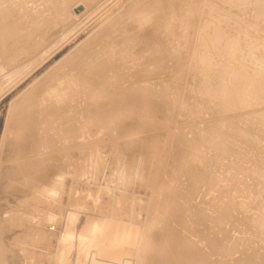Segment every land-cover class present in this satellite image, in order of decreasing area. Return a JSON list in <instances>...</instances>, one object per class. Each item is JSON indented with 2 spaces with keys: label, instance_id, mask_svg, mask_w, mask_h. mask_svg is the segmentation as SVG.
Listing matches in <instances>:
<instances>
[{
  "label": "bare ground",
  "instance_id": "bare-ground-1",
  "mask_svg": "<svg viewBox=\"0 0 264 264\" xmlns=\"http://www.w3.org/2000/svg\"><path fill=\"white\" fill-rule=\"evenodd\" d=\"M96 1L81 0L71 8L59 3L63 23L83 17ZM135 1L16 109L13 132L22 134L31 121L39 136L13 135L9 142L8 165L0 173V264H264V0H204L200 8L184 0L183 9L171 0ZM19 3L0 0V56L8 62L27 54L25 46L46 23L33 18L21 25L10 18ZM137 41L144 44L146 54L138 57H146V64L137 63L135 74L115 81L105 65L109 54L128 57ZM3 61L0 73L9 67ZM127 62L124 57L111 70L132 69ZM26 67L8 68L0 89ZM180 90L186 93L176 98ZM172 104L190 114L205 107L216 128L199 135L191 124L196 130L189 129L191 138L187 129L178 139L174 135L177 150L165 163L162 141L149 143L150 135L155 141L161 136L148 127ZM26 108L33 116L24 123ZM92 124L100 131L94 134ZM139 124L151 133L146 138L135 137ZM99 133L113 141L103 143L107 137ZM110 151L114 158L107 159ZM168 166L176 178L166 181ZM201 188L206 192L198 202Z\"/></svg>",
  "mask_w": 264,
  "mask_h": 264
},
{
  "label": "rangeland",
  "instance_id": "rangeland-1",
  "mask_svg": "<svg viewBox=\"0 0 264 264\" xmlns=\"http://www.w3.org/2000/svg\"><path fill=\"white\" fill-rule=\"evenodd\" d=\"M20 1V3H19V5H18V8H16V10L14 9L13 11H14V13L12 12V14H11V16H10V18H12L13 16V18L12 19H16V21H18L21 25H22V23L23 24H31V23H33V18H35V20H34V22L36 21L37 22V18H38V21H41V22H43V21H46V23H45V25H44V23H43V27L41 26L40 27V29L42 30V31H45V33L44 32H42L41 30H40V33L38 34H36V40L33 42H30L32 45H30V43L29 44H27V45H29L30 46V48H29V46L27 47L28 49H26V46H25V50H27V51H25L27 54H29L28 56H26V55H24V57H22V58H20V59H17L16 61L15 60H13V61H11L10 60V62H8L9 61V59L8 58H6L5 60L3 59V57H1L0 56V61H3V63L6 65H8L9 64V67L8 68H10L9 70H11V68L12 69H14V71L15 70H17V69H19V68H25L26 66H28V67H26V69H25V71H23L22 73H21V75L18 77V78H16L15 80H13L12 82H10L9 84H7V86L4 88V89H0V173L2 172V170H4V168L6 167V165H8V161H7V158H8V148H9V146H10V141L11 140H13V139H15L14 137H13V135L15 136V137H17L18 135H22V137H21V139L24 137V135H25V139H27L28 137H30V139L32 138V139H35V137H38L39 135H37L36 136V134L38 133L37 132V130H34V129H37V127L38 126H36V123L35 122H32L31 123V121L28 123V124H23V130H25V132H23V131H21V132H23L22 134H19L20 132L19 131H14L13 132V128H14V126H15V120H14V113L16 114L18 111L16 110L17 108H19L20 109V105H22V104H24L25 102H26V100H27V102H28V100L30 101V99H33V97H35L37 94H39L40 93V89H42V87H44V85H47L48 84V82H49V80L51 79V77H53V72H54V70H55V68L56 67H61L60 69H62L63 68V66L62 65H69L70 63H71V61L73 60V58H75V57H77V56H80V55H82V53H84V51L85 50H87V46H85V44H87L88 42L90 43L93 39H95L96 37H97V35L99 34V32H100V30L105 26V24L110 20V17H111V19H112V21H114V19H119L120 18V16H123L122 15V13H121V11H124L126 8H129V6H130V8H131V5L132 4H134L136 1L135 0H97L91 7H90V10L88 11V13L86 14V15H84L83 17H81V18H79V19H77V20H75V19H73V20H71V21H69L67 24L64 22L63 23V20L61 19L64 15H62L61 14V12H59V9H58V6H59V8L61 7V4H59V3H66V4H69L68 6L71 8V6L73 7L75 4H77V3H79V1H81V0H72V1H70V0H68L67 2H65L64 0H63V2H62V0H53L54 1V3L52 2V0H33V1H31V0H25V2H24V0L22 1V0H17V2H19ZM38 1H41V2H38ZM48 1V2H47ZM76 1H78V2H76ZM144 1H146V2H150V0H142V2L143 3H145ZM163 1V0H162ZM164 1H166V0H164ZM181 0H171V2H170V0H168V1H166V3H172L173 2V4L175 3V5H176V7H180V8H184V6H186L187 7V5H184L185 3H187L188 1H184L183 0V2L181 1ZM28 3V5H25V4H27ZM38 2V3H37ZM44 4H43V3ZM46 2H47V4H48V6H47V4H46ZM52 2V4H50ZM56 2H58L57 4H59V5H57V4H55ZM75 2V3H74ZM129 2H131V4L129 3ZM180 2V3H179ZM191 2L193 3V4H195L196 3V5L199 3V7H197V8H200V7H202L201 5L202 4H204L205 2H208V1H206L205 0V2H204V0H191ZM195 2V3H194ZM22 3V4H21ZM33 3V4H32ZM35 3H37L36 5H35ZM72 3H73V5H72ZM129 3V4H128ZM163 3V2H162ZM166 3L164 4V5H166ZM178 3V4H177ZM181 3H183V4H181ZM30 4V5H29ZM39 4V5H38ZM57 5V6H56ZM71 5V6H70ZM182 5V6H181ZM22 7V9H20V7ZM25 6V7H24ZM35 6V7H34ZM40 6H43L42 8L43 9H41V7L39 8ZM51 8H50V7ZM198 6V5H197ZM37 7H38V9L40 10V12H39V10L37 9ZM123 7H124V9H123ZM185 7V8H186ZM56 8V9H55ZM20 9V10H19ZM32 10V12H31V10ZM45 9V10H44ZM49 9V10H48ZM52 9L54 10H57V11H52ZM121 9H123V10H121ZM25 12H24V11ZM27 10V11H26ZM35 10V11H34ZM47 10H48V13H46L47 12ZM17 13H16V12ZM21 11V12H20ZM30 14H29V13ZM42 12L43 13H45V14H43L42 15ZM119 12H120V15H119ZM200 12V11H199ZM21 13V14H20ZM40 13V16L38 15ZM60 13V14H59ZM17 14V15H16ZM27 14H28V16H27ZM36 14V15H35ZM56 14V15H55ZM124 14V13H123ZM19 15V16H18ZM21 15V16H20ZM26 15V16H25ZM34 15V16H33ZM45 15H46V17H45ZM48 15V16H47ZM53 15V16H52ZM55 15V16H54ZM59 15H61L60 17H59ZM118 15H119V17H118ZM50 16V17H49ZM52 16V17H51ZM57 16V17H56ZM71 16V15H70ZM20 17V18H19ZM26 17H28V18H26ZM44 17H45V19H44ZM49 17V18H48ZM53 17H56L57 19H59V21H57V19L55 18V22L54 21H52L54 18ZM18 18V19H17ZM24 18V19H23ZM27 20H26V19ZM31 18V19H30ZM41 20H40V19ZM48 18V19H47ZM23 19V20H22ZM30 19V20H29ZM50 19V20H49ZM63 19H64V17H63ZM50 22H49V21ZM65 20V19H64ZM21 21V22H20ZM25 21V22H24ZM27 21H29V22H27ZM52 21V22H51ZM59 22V23H57V22ZM49 22V23H48ZM18 23V24H19ZM55 23H57V24H55ZM42 24V23H41ZM48 24H49V27H48ZM52 24L55 26H52ZM57 25V26H56ZM59 25V26H58ZM32 26V28H34V29H36V24H34V25H31ZM40 26V25H39ZM46 26V27H45ZM103 26V27H102ZM45 27V28H44ZM51 28H53L52 30H51ZM55 28V29H54ZM57 28V29H56ZM45 29V30H44ZM52 32L53 30H55V34H54V38L53 37H50V34H52L50 31ZM46 31H47V33H46ZM37 32V31H36ZM49 32H50V34H49ZM43 33V34H42ZM41 34V35H40ZM44 34L45 35H47V36H44ZM40 35V36H39ZM49 35V36H48ZM44 36V38H45V40H43L42 42L41 41H39V40H41L40 38L41 37H43ZM49 37V38H48ZM35 38V37H34ZM39 40H38V39ZM48 38V39H47ZM159 39L158 37H155V39ZM46 39H47V41H46ZM37 41V42H36ZM37 43V44H34V43ZM44 42V43H43ZM39 43H40V45H39ZM41 43H43V44H41ZM134 44H132V45H135L136 44V50H135V47H134V50H135V52H133V53H131V54H133V55H131L130 54V56H125V55H122L123 57H121V56H119V58H118V56H117V58H116V55H115V53L112 55V53H110L109 54V57H111V58H109L108 57V53L106 54L107 56L106 57H108L107 59V63H109V64H105L106 65V67H108L107 69L109 70V68H110V70H111V65L112 66H117L116 64L118 63V64H122L123 65V63H122V58H127V63L125 64V66L126 67H131L132 69H130V70H125L124 69V67H121L120 65V67L119 68H121L122 70H120L119 68L118 69H115V70H109V72L111 73V74H115L116 76H114V77H116V80L115 81H119L120 80V78H125V77H127V76H130V73L129 72H131V74H135V72H133L132 73V71H134L135 70V68H137L136 70H138L139 68H140V66L138 67V64H139V62L141 63V65H142V62H143V65H145L146 63H144L145 61H146V57H144V59H139V57L138 56H140V55H143V53H144V55L146 54L145 53V51H142L143 49H144V44L142 43V44H140L139 45V43H141V42H133ZM137 43H138V45H137ZM34 44V45H33ZM37 45V46H36ZM143 45V46H142ZM140 46V47H139ZM84 47H86V48H84ZM137 47H139V49L137 48ZM37 48V49H36ZM85 49V50H82V49ZM142 50H141V49ZM29 50H31V51H29ZM28 51H29V53H28ZM83 51V52H82ZM142 51V52H141ZM25 52H23V53H25ZM140 52V53H139ZM79 53V54H78ZM135 53V54H134ZM137 53V54H136ZM20 55H22V53L20 54ZM127 55V54H126ZM135 55V56H134ZM114 56V57H113ZM134 56V57H133ZM138 58V60H137V58ZM116 58V59H115ZM129 58V59H128ZM119 59V60H118ZM112 60V61H111ZM133 60H136V61H134V62H131V61H133ZM140 60V61H139ZM145 60V61H144ZM111 61V62H110ZM142 61V62H141ZM8 62V63H7ZM11 62H14V63H11ZM119 62H121V63H119ZM132 63V65H131V63ZM114 63H115V65H114ZM138 63V64H137ZM11 64V65H10ZM127 64H129V65H127ZM133 64H135V65H133ZM7 65H6V68H7ZM131 65V66H130ZM137 65V66H136ZM110 66V67H109ZM133 66H135L134 68H133ZM8 68L7 69H5L2 73H0V79L3 77V75H6V73H8L9 72V70H8ZM107 69H106V71H107ZM57 70H59V69H56L55 70V72L57 71ZM119 70V71H118ZM125 70V71H124ZM116 71H117V73H116ZM123 71V72H122ZM54 72V73H55ZM97 72H99V71H96V74H97ZM101 72H102V70L99 72L100 74H101ZM104 72V71H103ZM108 72V71H107ZM121 75H120V74ZM95 74V75H96ZM48 75V76H47ZM49 75H51V76H49ZM123 75V76H122ZM124 75H125V77H124ZM127 75V76H126ZM119 78H118V77ZM45 78H47V79H45ZM50 78V79H49ZM118 78V79H117ZM45 82H44V81ZM48 80V81H47ZM41 81H42V83H41ZM45 84H44V83ZM124 82H125V80H124ZM39 83V84H38ZM47 83V84H46ZM41 84H42V86H41ZM38 85V86H37ZM39 85H40V88H39ZM35 86H37V87H35ZM34 87H35V89H34ZM39 89V90H38ZM34 90V91H33ZM36 90V91H35ZM34 92V93H33ZM36 92H39V93H37L36 94ZM182 92V93H181ZM31 93H33V94H31ZM185 93H186V91L184 92L183 90H180V91H178L177 92V97L176 96H174V97H176V98H181L182 96H183V94L185 95ZM34 94H36L35 96H34ZM181 96H180V95ZM30 97H29V96ZM33 97H32V96ZM26 98V100H25V102L23 103L22 101H24L23 99H25ZM21 103V104H20ZM74 106H77V104L75 103V105ZM74 106H73V109H75L74 108ZM171 106V107H170ZM169 107H168V109L167 108H163L164 110H163V112H165V113H161V110H159L158 111V115L159 116H161V117H159V119L161 120H163V118H164V120L162 121H160L159 119L156 121V122H154V123H156L155 125H154V123H152L154 126L152 127V125H151V128L150 127H148L149 129H151L150 130V132H152V134H154V136L156 137V138H158L159 136L158 135H160L161 137H160V139H162V140H160L159 141V138H158V140L156 139V141L154 140V137L152 136V135H150L151 133L150 132H148L147 133V129L146 128H144L143 126H141V124H139L140 126H138V125H136L137 126V128H136V130H135V132L136 131H138V133L136 132V135H135V137L137 136L138 137V135H139V138H141L142 136L144 137V138H146V136H149L150 135V138H152L151 140L152 141H150V139H144V140H146V141H144V143H146L147 144V140H149L148 142L151 144V143H153V145H159V144H156V142L158 141V142H164V145H163V143L161 142L160 143V145L159 146H161V144H162V146H161V149H162V147H164L163 149H162V151H161V153L162 154H164V155H162L161 156V161H163V159L162 158H164V161L163 162H165L166 163V161L168 162V160L167 159H169V161L170 160H172L171 158L175 155V153H174V151H176L175 150V148H173L175 145L172 143V141L174 140L175 141V136L177 137V139H178V137H179V135L181 134V132H185L186 131V129L188 130V131H186L187 132V134H186V132L184 133V134H186L187 136H189V135H191L190 136V138L192 137V133L194 132V131H196V132H199V135L201 134V135H206L207 133H210V132H212L213 130H215L214 129V127L216 128V124H214L215 123V121L212 119V115H211V117H210V115H209V113L208 112H211V111H207V109L205 108V107H203L202 105H198V106H202V107H198V108H196V109H199L200 110V113H199V110H197L198 112V114L197 113H195V114H197V116L193 113V114H190V113H192V111L190 112L189 111V109H182L181 108V110H180V107H179V105L177 104H172V105H170ZM22 107V106H21ZM83 107H84V105L82 104V106L81 105H79L77 108H79V110H83ZM177 107V108H176ZM200 108H202V110H204V111H206L204 114H203V112L204 111H202ZM18 109V110H19ZM27 110L26 111H28L29 109L28 108H26ZM73 109H72V111H73ZM84 109H85V107H84ZM171 109H172V111H171ZM179 111H178V110ZM25 110V109H24ZM128 110H131V109H128ZM170 110V111H169ZM186 112H184V111ZM17 111V112H16ZM25 111V112H26ZM166 111H169V112H166ZM181 111H182V113H181ZM188 111V112H187ZM29 113L28 114H26L25 116L23 115V116H20V117H22L23 118V120L24 119H28V120H30V118L33 116L32 114H31V110H29L28 111ZM196 112V111H195ZM27 113V112H26ZM173 113V114H172ZM181 113V114H180ZM165 114V115H164ZM170 114V115H169ZM171 114H172V116H171ZM184 114V115H183ZM187 114V115H186ZM206 114V115H205ZM207 114H208V116L210 117V118H208V116H207ZM30 115V116H29ZM164 115V116H163ZM167 115V116H166ZM176 117H175V116ZM186 118V116L188 117L187 119H185L183 116ZM192 115V116H191ZM193 115L195 116V117H197V119H202V120H200V121H198V120H194L195 122H193L192 121V119L194 118L193 117ZM203 115V116H202ZM166 116V117H165ZM171 116V117H170ZM182 116V117H181ZM200 116V117H199ZM206 116V117H205ZM26 117V118H25ZM28 117V118H27ZM169 117V118H168ZM178 117V118H177ZM180 117V118H179ZM205 117V118H204ZM204 118V119H203ZM166 119V120H165ZM173 119H175L177 122L180 120V125L179 124H176L177 122L175 121V120H173ZM178 119V120H177ZM189 119V122L187 121ZM190 119H191V121L193 122H191L190 123ZM194 119H196V118H194ZM209 119H211L210 121H209ZM28 120H24V123H25V121H28ZM168 120V121H167ZM171 120V121H170ZM182 120V121H181ZM184 120V121H183ZM206 120V121H205ZM160 121V122H159ZM167 121V122H166ZM173 121V122H172ZM17 122V121H16ZM161 122L163 123V124H161ZM169 122V123H168ZM185 122V123H184ZM199 122V123H198ZM202 122H205V123H202ZM210 122V123H209ZM34 123V124H33ZM171 123H174V124H171ZM189 125H188V124ZM197 123V124H196ZM206 123H209V124H207V126L208 125H210L211 127H207L206 126ZM30 124H32V125H30ZM158 124V126H156ZM160 124H161V126H160ZM166 124V125H165ZM169 124V125H168ZM182 124V125H181ZM187 124V125H186ZM193 125V124H195V125H193V127H195L194 129H196V130H194L193 129V127H189L190 125ZM200 124V125H199ZM202 124H203V127H202ZM204 124H205V126H204ZM214 126H213V125ZM17 125V124H16ZM34 125V126H33ZM46 125V124H45ZM95 125V126H94ZM97 125H99V124H92L91 126H90V129L91 130H93V132H94V134L95 133H97L96 131H100V126L98 127ZM171 125V126H170ZM174 125V126H173ZM177 125V126H176ZM196 125H198V128L200 129V127L202 128V129H200V130H198V128H197V126ZM31 126H33V127H31ZM96 127V128H94V127ZM168 126V127H167ZM170 126V127H169ZM173 126V127H172ZM188 126V127H187ZM200 126V127H199ZM213 126V127H212ZM30 127H31V129H30ZM43 128L42 129H44V130H50V129H48V128H51V127H48L47 126V128L45 127V126H42ZM139 127V128H138ZM142 127V128H141ZM154 127H155V129H154ZM157 127H158V129H157ZM161 129H160V128ZM165 128L164 130H163V128ZM177 127V128H176ZM181 127V128H180ZM182 127H185V129L183 128L182 129ZM187 127V128H186ZM27 129V131H26V129ZM46 128V129H45ZM141 128V130H139ZM144 128V129H143ZM166 128H168V129H166ZM173 128V129H172ZM193 129V132L191 131L192 129ZM204 128V129H203ZM210 130H209V129ZM28 129H30L31 130V132H30V130H28ZM153 129V130H152ZM169 129H170V131L171 132H169ZM174 129H176L175 131L177 132V133H175V131H173ZM181 129V130H180ZM189 129H191L190 131H189ZM207 129V130H206ZM211 129H212V131H211ZM143 130H144V132H143ZM155 130H156V132H155ZM160 130H161V132H160ZM177 130H179V131H177ZM184 130V131H183ZM139 131H141L140 133H142V134H139ZM165 131V132H164ZM206 131H207V133H206ZM33 132V135H35V136H33V135H30V133H32ZM163 132V133H162ZM167 132V133H166ZM169 132V133H168ZM189 132V133H188ZM13 133H15V134H13ZM29 133V134H28ZM150 133V134H149ZM156 133V134H155ZM157 133H158V135H157ZM195 133V132H194ZM101 134V135H100ZM104 134V133H103ZM146 134V135H145ZM148 134V135H147ZM163 136H162V135ZM168 134V135H167ZM179 134V135H178ZM29 135V136H28ZM97 135H100V137L104 140V138L105 137H107V138H105V142L103 141V143H105V144H110L111 143V141H113L112 140V138L108 135V134H104V135H102V133H99V134H97ZM106 135V136H105ZM133 135V136H134ZM175 135V136H174ZM207 135H209V134H207ZM27 136V137H26ZM103 136H104V138H103ZM164 136H166V137H164ZM168 136H171L170 137V139L168 138ZM19 137V136H18ZM16 138V139H20V137L19 138ZM34 137V138H33ZM172 137H173V139H172ZM163 138L164 139H166V140H164L163 141ZM180 138V137H179ZM31 139V140H32ZM109 139V140H108ZM167 139H169V140H167ZM27 140H29V139H27ZM232 140H233V138H232ZM109 141V142H108ZM118 141V140H117ZM117 141H116V143H117ZM155 141V142H154ZM231 141V140H230ZM229 141V142H230ZM264 142V139H263V141H262V145L264 144L263 143ZM147 144L148 146L150 145V144ZM155 143V144H154ZM171 145H170V144ZM31 144H33V143H31ZM35 144V143H34ZM107 144V145H108ZM169 144V145H168ZM172 145H174V146H172ZM147 146V147H148ZM158 146V147H159ZM170 147V148H169ZM176 147V146H175ZM149 150H150V148H148ZM168 149V150H167ZM172 151H171V150ZM111 152H113V151H110V154H109V156L110 157H108L107 156V159L108 158H114L113 156H112V153ZM116 153V151L114 150V152H113V155L115 156V157H117V155H119L118 153L117 154H115ZM160 153V154H161ZM168 153V154H167ZM170 153H172L173 154V156H170L171 154ZM137 155H139V153L137 154ZM138 157H140L141 158V155L140 156H138ZM140 158H138V159H140ZM166 158V159H165ZM175 158H177V157H175ZM174 158V159H175ZM176 160V159H175ZM107 160H105V162H106ZM212 167H213V165H212ZM166 168V167H165ZM168 168V169H167ZM166 169H164V172H163V180H166L164 177H167V179L169 178V180H173L172 179V177L173 178H176V177H174L175 175H176V171H173L174 170V168H171L170 169V167L168 166ZM173 169V170H172ZM167 171V173H166V171ZM168 171H170V172H168ZM230 172H234L233 170H231V171H229V173ZM165 173V174H164ZM168 174V175H167ZM169 174L171 175V177L169 176ZM175 174V175H174ZM85 175H87V174H84V175H81V178H82V181H86L87 182V180H88V178L86 179V178H83V177H88V175L87 176H85ZM80 178V179H81ZM86 179V180H85ZM247 180V184H251V182L249 183V181H251L250 179H246ZM167 181V180H166ZM180 182H181V178H180ZM245 184H246V181H245ZM203 187H205L206 188V186H203ZM205 188H203V190H202V188H201V190L204 192V193H201V195L199 194L198 196H197V199H196V197H195V201H197L198 200V202H200V200H201V196H203L204 197V195L203 194H205V190H207V188L205 189ZM205 189V190H204ZM211 192V191H210ZM210 192H208V193H210ZM211 193H213V192H211ZM208 194V197L209 196H211L212 194ZM243 195V194H242ZM202 197V198H203ZM212 197V196H211ZM240 198H242L241 196H240ZM200 199V200H199Z\"/></svg>",
  "mask_w": 264,
  "mask_h": 264
},
{
  "label": "water",
  "instance_id": "water-1",
  "mask_svg": "<svg viewBox=\"0 0 264 264\" xmlns=\"http://www.w3.org/2000/svg\"><path fill=\"white\" fill-rule=\"evenodd\" d=\"M81 9H82V5L77 6V8H75L74 11H75L76 13H78V12L81 11Z\"/></svg>",
  "mask_w": 264,
  "mask_h": 264
}]
</instances>
